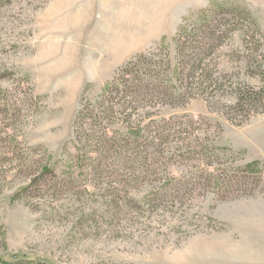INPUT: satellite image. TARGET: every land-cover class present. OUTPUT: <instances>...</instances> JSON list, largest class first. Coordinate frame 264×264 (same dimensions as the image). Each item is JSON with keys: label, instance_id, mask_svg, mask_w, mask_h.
<instances>
[{"label": "rangeland", "instance_id": "1", "mask_svg": "<svg viewBox=\"0 0 264 264\" xmlns=\"http://www.w3.org/2000/svg\"><path fill=\"white\" fill-rule=\"evenodd\" d=\"M166 1L0 0V264H264V0ZM181 30L218 35L198 68ZM146 51L190 99L140 112L129 162H78L80 101Z\"/></svg>", "mask_w": 264, "mask_h": 264}, {"label": "trees", "instance_id": "2", "mask_svg": "<svg viewBox=\"0 0 264 264\" xmlns=\"http://www.w3.org/2000/svg\"><path fill=\"white\" fill-rule=\"evenodd\" d=\"M245 10V13L250 14ZM201 26L204 30V27H207L205 22ZM203 36L200 35L201 39ZM187 38V30L178 33L175 39L178 52L200 41L194 37L195 41L187 45ZM205 39L204 44L199 42L188 53L190 68H198L203 51L208 50L218 40V35H208ZM179 58L183 57H178V60ZM179 66H183L182 61H178L177 74L172 80L175 89L172 88L167 93L165 89L170 84L163 82V79L168 82L164 77L166 69L169 68L167 55H160L157 51L136 53L104 83L96 99L83 97L73 120L71 141L77 152L74 158L87 165L93 161L102 163L112 156L129 162L131 156L126 154V151L129 152V149L139 145L141 131L144 129L143 118L139 117L140 112L162 104L183 105L190 99V93L181 91V88L186 87L185 81L179 77ZM115 134L121 137L120 143L117 142ZM250 167V164L245 166Z\"/></svg>", "mask_w": 264, "mask_h": 264}, {"label": "crops", "instance_id": "3", "mask_svg": "<svg viewBox=\"0 0 264 264\" xmlns=\"http://www.w3.org/2000/svg\"><path fill=\"white\" fill-rule=\"evenodd\" d=\"M172 1L175 3V0H167L166 3L167 5H171ZM166 17V13L164 11H159L155 15H153L152 22L154 25L157 24L158 29L161 28V22L163 18ZM139 18V16L137 17ZM144 21V17H143ZM111 30L113 31V34L108 37L114 38L117 41H119V45L116 44H111L107 47H109L108 52H114V51H119V50H127L131 45L136 46L142 44V39L140 38V32L143 31V27H141L139 24L134 22L133 24H127V23H122L118 26H111ZM113 36V37H112Z\"/></svg>", "mask_w": 264, "mask_h": 264}]
</instances>
